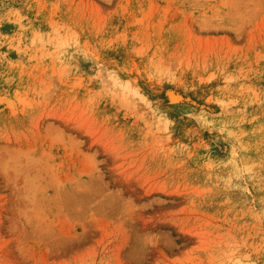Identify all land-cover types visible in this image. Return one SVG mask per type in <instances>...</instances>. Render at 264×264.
Wrapping results in <instances>:
<instances>
[{
	"label": "rangeland",
	"instance_id": "obj_1",
	"mask_svg": "<svg viewBox=\"0 0 264 264\" xmlns=\"http://www.w3.org/2000/svg\"><path fill=\"white\" fill-rule=\"evenodd\" d=\"M0 264H264V0H0Z\"/></svg>",
	"mask_w": 264,
	"mask_h": 264
},
{
	"label": "bare ground",
	"instance_id": "obj_2",
	"mask_svg": "<svg viewBox=\"0 0 264 264\" xmlns=\"http://www.w3.org/2000/svg\"><path fill=\"white\" fill-rule=\"evenodd\" d=\"M171 92V91H170ZM171 95V94H170ZM180 97V96H179ZM174 99V98H173Z\"/></svg>",
	"mask_w": 264,
	"mask_h": 264
}]
</instances>
